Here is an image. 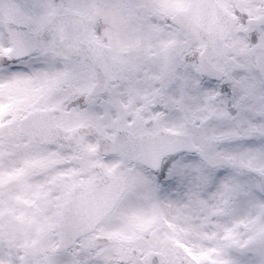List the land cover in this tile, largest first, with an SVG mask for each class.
<instances>
[{
    "label": "snow or ice",
    "instance_id": "6c2138e0",
    "mask_svg": "<svg viewBox=\"0 0 264 264\" xmlns=\"http://www.w3.org/2000/svg\"><path fill=\"white\" fill-rule=\"evenodd\" d=\"M0 264H264V0H0Z\"/></svg>",
    "mask_w": 264,
    "mask_h": 264
}]
</instances>
